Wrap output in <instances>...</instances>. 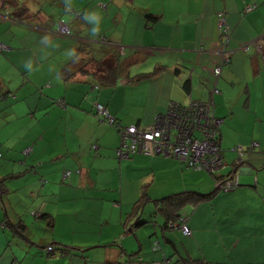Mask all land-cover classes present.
Listing matches in <instances>:
<instances>
[{
  "label": "crops",
  "instance_id": "0c3cea01",
  "mask_svg": "<svg viewBox=\"0 0 264 264\" xmlns=\"http://www.w3.org/2000/svg\"><path fill=\"white\" fill-rule=\"evenodd\" d=\"M79 4V0H0V43L5 45L0 51V95H11L0 98V158L13 161L9 162L13 166L9 171L0 169V176L30 174L28 178L32 179L31 175L40 173L41 188L58 185L81 190V197L91 200L86 204L89 206L95 201L98 205L112 201L125 228L135 223L134 220L130 223L131 212L143 185L147 186L151 200L185 191L201 194L215 191L208 200L191 206V212L179 213L178 223L184 220L190 235L183 234L179 224L176 230L164 231V221L160 229L159 222H155L154 235L162 259L156 254L147 263L169 264V250L161 245L158 230L175 253L184 257L212 263H263L264 47L258 49L255 39L264 33V0H189L178 12L177 8L161 7L145 13L147 23L138 16L132 22L128 17L122 18L124 13L118 12L122 8L116 5V0H98L96 5L85 9L83 6L77 9ZM251 4L256 5L255 9L245 11ZM23 7L28 10L15 16V9ZM72 9L80 12L79 18H73ZM219 11L225 13L230 44L236 49L220 77L215 78L211 69L216 58L213 50L218 46ZM109 13L115 15L112 23L119 21L115 31L109 28ZM60 21L65 22L71 36L54 33ZM243 44L248 48L238 49ZM89 51L99 52L97 58ZM146 54L153 55L162 76L134 81L130 66L135 63L134 58ZM116 58L128 64L127 70L109 82L105 81L102 69L97 75L89 66L81 70L90 59L103 63ZM181 67L185 68L183 75ZM164 77L168 79L169 94L185 93V102H179L182 104L189 98L203 101L208 94L210 98L213 83L219 88L218 104L215 95L213 100L214 114L222 119L218 130L224 165L216 174L187 168L174 158L145 154L117 157L120 137L115 128L97 119L94 104L104 105L121 125L151 124L157 113L166 111L171 100H161L147 117L141 115L137 119L131 112V88L149 93L146 84L162 82ZM21 140L34 142L29 154L23 153L29 144L17 151L22 156L15 154L14 147ZM253 142L258 143V150L248 151ZM237 145L246 148L239 165L235 164L239 155L232 150ZM17 162L21 169H14ZM44 165L47 167L41 169ZM72 169H78L79 173ZM94 173L98 174L96 179ZM235 176L237 186L219 189L218 182ZM6 186L9 189L8 182ZM7 207L4 197H0L3 212L0 220L4 211L9 214ZM9 221L17 220L9 214ZM7 240L5 226L0 223V264L11 258ZM54 241L52 246L62 243ZM45 244L42 246H50ZM114 244L107 246L115 247ZM120 254L121 250L118 257ZM107 259L105 264L122 263L121 257L114 261Z\"/></svg>",
  "mask_w": 264,
  "mask_h": 264
},
{
  "label": "rangeland",
  "instance_id": "374dc122",
  "mask_svg": "<svg viewBox=\"0 0 264 264\" xmlns=\"http://www.w3.org/2000/svg\"><path fill=\"white\" fill-rule=\"evenodd\" d=\"M79 1L81 4H79L77 9H81L82 6L85 9L87 7L96 5L98 2V0ZM188 1L189 0H116V5L122 8L118 9V12L121 11L124 13L122 18L128 17L130 22H132L134 21L135 16H138L143 18L145 23H147L148 20L144 17L145 13H150L155 8L161 7H164L165 9L177 8L175 9V12H178L179 9L186 7L185 5ZM100 3H105L106 5L108 4L107 2L103 1ZM101 6L103 7L104 5ZM73 7H75V3H73ZM77 11L78 10L76 9H72L71 14L73 15V18H76L77 15L80 14V12ZM114 16L115 15L109 13V28L113 29V31H115V27L119 25V21L116 24L111 22V18H114ZM75 26L78 27V22L75 23ZM93 30H95V28L92 29V31ZM109 38L114 40L113 37ZM102 47L107 48L105 45ZM89 53L93 54L94 58H97L99 52L92 53L89 51ZM157 60H161V58ZM134 61L135 63L130 66L131 76L138 73L155 72L156 68L157 70L159 69V67H156L159 65L155 63L156 60L151 54H146L143 57L138 56L134 58ZM181 68L183 70V75L185 68ZM158 73H156V75H152L154 80L160 79L162 76V72L159 74ZM186 74L191 75L188 73V71H186ZM145 84L146 82H144L143 85ZM129 85H132V83ZM147 85L149 87V93L143 89L138 90L137 87L131 88V112L134 116H136L137 119H140L141 115L147 117L149 110L159 105L161 100L165 101L169 99V101L171 100L174 102H185L186 100L185 93H182L181 91L180 93L177 91L175 93L169 94L167 77H164L162 82L157 83L156 80L154 83L148 82L146 87ZM101 86L104 87L105 85ZM219 97L220 94H215L214 100L217 104ZM208 98L209 94L207 98L205 97L203 99V101L208 100ZM218 109L219 106L216 107L217 112ZM1 118L2 114L0 113V119ZM136 122L137 121L132 123ZM3 144L5 145V143ZM24 144H29L31 147L34 146L33 141L21 140V143L16 144L14 147V152L16 155L22 156L17 151H20V148ZM237 146L239 147L240 145ZM243 149L245 150L246 148ZM257 150L258 149H256V151ZM251 154H253V152ZM9 162L13 161L10 159L5 160L0 158V169H4V172L12 169L13 166ZM46 167L47 166L44 165L41 169ZM21 168L22 166L19 164V162H17V164L14 166V169L16 170ZM72 170L76 174L79 173L78 169ZM31 172H33V170ZM29 175L30 174H26L21 177L9 179L7 181L9 193L6 195L8 196L12 210L22 215V218L27 222L30 228L31 237L29 238L32 240L33 244L30 243L31 251L24 259V263L105 264L104 259L108 258L107 260L114 261L120 259L121 257V264H124L125 261L130 262V264H137L139 258H143L146 264L147 262H152V257L156 254H159V259H162V252L159 249L157 237L154 235V229L156 224L155 222H159L158 229H160L164 219L161 215L155 212L153 202L149 201L145 203V205L141 208L142 210L140 209L135 217L130 218V223H132L134 220L137 226H134V223L132 224V227L128 225V227L125 228L123 227L122 221H120L118 209H113L114 203L112 201H107L108 203H103L100 205H98L97 201H95L93 206H89L86 204L91 200L89 198L81 197V190L59 187L58 185H55V187L52 186L51 189H48L47 186L41 188V183L39 180L40 173L31 175L32 179L28 178ZM97 177L98 174L94 173L93 178L96 179ZM34 178L37 179V182L34 180ZM43 180H49V178H42V181ZM161 198L163 197L161 196ZM116 207H118V205H116ZM192 208L193 207L188 205L184 207L181 212L189 213L191 212ZM37 211L40 213L50 212L53 215L55 221L53 228L49 227L47 222L34 218V214ZM111 212L112 214L109 215ZM2 215L3 212L0 211V216ZM122 216L124 222V212ZM130 228L135 231L129 232L128 230ZM171 231L167 232L166 234H170ZM158 236L160 237L161 245L169 250L167 253V257L170 258L169 264H172L176 259L185 256L175 253V250L172 249V246L166 243L164 237L160 233V230H158ZM53 240H55L54 242L60 241L62 242L61 244L63 246H67V253H62L58 250L59 247H62L60 245H53L54 250L47 253V248L43 247L42 244L46 243L45 246L51 245L53 244ZM23 242V240H19L16 244H11L12 247L10 249L16 254L17 258L26 251L25 245L27 243L24 244V246H21L20 249V245L23 244ZM109 243L114 244L115 247H108L107 245H109ZM26 246L29 247L28 244ZM154 249L156 251H154ZM120 250L121 254L118 257L117 253H120ZM194 252L195 248L193 249L192 254ZM23 256L24 255L20 256L19 258L22 259ZM5 257H7V255Z\"/></svg>",
  "mask_w": 264,
  "mask_h": 264
},
{
  "label": "built area",
  "instance_id": "2783aa9c",
  "mask_svg": "<svg viewBox=\"0 0 264 264\" xmlns=\"http://www.w3.org/2000/svg\"><path fill=\"white\" fill-rule=\"evenodd\" d=\"M254 9L253 5H247L245 11ZM217 48L212 74L220 77L222 69L229 63L233 50L231 47L230 30L226 22L224 11L217 13ZM54 33L69 36V30L64 21H60ZM257 48L264 45V33L257 39ZM247 44L240 45L238 49L246 50ZM5 45L0 43V50ZM193 69H191L192 71ZM220 90L213 83L210 90V98L207 101H195L189 98L186 104L170 101L165 112L157 113L151 124L144 126L129 125L120 127V143L117 148L119 158H128L134 154L161 156L179 160L187 168L203 170L210 174L216 173L224 164L219 145V125L222 119L214 114L215 103L213 96ZM96 111L103 121L114 123V118L102 104H95ZM117 125V124H116ZM258 143L253 142L247 147L248 151L256 150ZM238 153L235 164L242 162V147L232 149ZM219 183V189L231 190L239 184L238 177L224 179ZM217 183V184H218ZM221 183V184H220ZM218 186V185H217ZM180 230L185 235L191 231L185 221L181 219Z\"/></svg>",
  "mask_w": 264,
  "mask_h": 264
},
{
  "label": "trees",
  "instance_id": "16d2710c",
  "mask_svg": "<svg viewBox=\"0 0 264 264\" xmlns=\"http://www.w3.org/2000/svg\"><path fill=\"white\" fill-rule=\"evenodd\" d=\"M251 5H253L254 9H255L256 5H254V4H251ZM24 10H28V9L26 7H23L21 9H18V8L15 9L16 13H14V14H17L15 16H21L24 13ZM216 21H217V15H216ZM263 47H264V45L262 46V48ZM6 49H7V47H6ZM115 60L116 61H104L102 63L100 61L93 62L92 59H90L89 61H86L83 63L81 70H83V68H86V70H87V67L89 66L90 71L93 74L97 75L99 70L102 69L105 72V76H104L105 81L109 82V80H114V78H116L117 74H119V73L121 74V72H124L125 70H127L126 68H127L128 64L127 65L124 64V60L119 61V59H117V58ZM104 63L107 66H105ZM86 70L84 72L87 74L88 71H86ZM158 71L159 70H157V68H156L155 72L153 71L150 73H140V74L134 75L133 77H131V79L134 81H136V80L137 81L138 80H147L150 77H152L153 74H156V72H158ZM6 96L8 97L11 95H7L6 93H4V94L0 95V98L4 99V97H6ZM95 104H94V107H95ZM95 115H96L97 119H99L101 122L109 124L107 121H103L101 119L100 115L96 111V108H95ZM109 125L112 126L113 128H115V130L117 131V133L120 137V127L123 128V127H125V125H121L120 123H117L116 119H114L113 124H109ZM30 152H31V146L26 147L23 151V153H25V154H29ZM117 157H118V155H117ZM120 159H124V158H120ZM214 174H216V173H214ZM214 174H211V175H214ZM13 177L14 176H11V175L0 176V197H4L6 203L8 204L7 208H8V210L10 209L9 214L11 215V218L13 217V220H15V219L17 220L15 222H13V221L10 222L11 219L9 221V214L7 211H4L5 215L3 216V219H1L2 221L0 220L1 221L0 223H3L5 226V232H6V235L8 237L6 248L11 253V258L8 261L7 260H5V261L2 260V261H4V264H26L22 261L26 258L28 253L31 251L30 250V248H31L30 243L33 244V242L29 238V237H31L29 225L27 224V222L24 221V219L22 218V215L18 214L14 210H12L11 205L9 203L8 196H6L9 193V190L7 189V186H6V182ZM214 193H215V191L207 193V194H201V193H196V192H192V191H190V192L185 191V192H181V193L172 194V195H169V196L161 198V199L151 200V198L149 197V195L147 193V186L143 185L141 188L140 196H139L137 202L133 206V209L131 212V217H135L138 214V212L140 211V209L145 205V203L151 201L154 204L155 212L157 214L161 215L164 219V226H163L164 231L170 230L173 228H178L176 225L179 224L178 223L180 220V214L179 213L181 212V210L184 207H186L188 205L197 206L200 202L208 200L209 198H211L214 195ZM10 212H12V213H10ZM34 218H36L37 220L41 219V221L47 222V225L49 227H52L54 224L53 223V221H54L53 217L49 213H46V212L40 213L37 211L34 214ZM134 226H137L136 223L134 224ZM19 240L24 241L23 244L20 245V249H21V246H24V244H26V243L29 245V247H28V246H26L27 245L26 244L25 245L26 251L23 254L19 255V257L24 255L22 257V259L19 257L17 258L16 254L10 249L12 247L11 244L12 243L16 244ZM167 242H169L170 244L172 243L169 240H167ZM59 245L62 247H59L58 250L63 251L62 253H67L68 247H65L61 244H59ZM46 248H47V253L52 252L54 250V247L52 245L47 246ZM137 262H138V264H145L144 262L142 263L140 259H138ZM106 264H113V263L109 262ZM124 264H130V262L125 261ZM146 264H155V263H146ZM172 264H230V263H212V262H208L204 259L180 257V258L176 259ZM249 264H251V263H249ZM252 264H263V263H252Z\"/></svg>",
  "mask_w": 264,
  "mask_h": 264
},
{
  "label": "clouds",
  "instance_id": "9594fccd",
  "mask_svg": "<svg viewBox=\"0 0 264 264\" xmlns=\"http://www.w3.org/2000/svg\"><path fill=\"white\" fill-rule=\"evenodd\" d=\"M70 35V34H69Z\"/></svg>",
  "mask_w": 264,
  "mask_h": 264
}]
</instances>
